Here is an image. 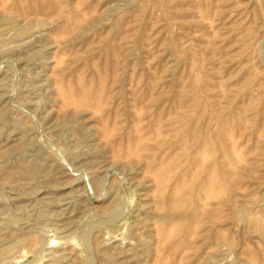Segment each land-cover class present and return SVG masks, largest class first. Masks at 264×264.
<instances>
[{
  "label": "rangeland",
  "instance_id": "1",
  "mask_svg": "<svg viewBox=\"0 0 264 264\" xmlns=\"http://www.w3.org/2000/svg\"><path fill=\"white\" fill-rule=\"evenodd\" d=\"M0 264H264V0H0Z\"/></svg>",
  "mask_w": 264,
  "mask_h": 264
},
{
  "label": "bare ground",
  "instance_id": "2",
  "mask_svg": "<svg viewBox=\"0 0 264 264\" xmlns=\"http://www.w3.org/2000/svg\"><path fill=\"white\" fill-rule=\"evenodd\" d=\"M219 176V175H218ZM218 177L216 175H210V177L207 178V184L209 186L206 187V190L210 193L213 194L215 191L213 189V186L215 187V184L217 183ZM223 178V177H222ZM221 179V178H220ZM223 182V181H222ZM225 182V181H224ZM223 182V184H224ZM226 183V182H225ZM224 186V185H223ZM225 187V186H224ZM222 188V186L220 187ZM222 190V189H221ZM220 190V191H221ZM224 190V189H223ZM217 192V191H216Z\"/></svg>",
  "mask_w": 264,
  "mask_h": 264
}]
</instances>
